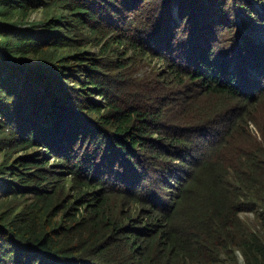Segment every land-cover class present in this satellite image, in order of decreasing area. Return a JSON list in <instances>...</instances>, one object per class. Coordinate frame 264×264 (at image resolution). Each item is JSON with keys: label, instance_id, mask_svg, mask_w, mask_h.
<instances>
[{"label": "trees", "instance_id": "obj_1", "mask_svg": "<svg viewBox=\"0 0 264 264\" xmlns=\"http://www.w3.org/2000/svg\"><path fill=\"white\" fill-rule=\"evenodd\" d=\"M253 1L0 0V264H264Z\"/></svg>", "mask_w": 264, "mask_h": 264}, {"label": "rangeland", "instance_id": "obj_2", "mask_svg": "<svg viewBox=\"0 0 264 264\" xmlns=\"http://www.w3.org/2000/svg\"><path fill=\"white\" fill-rule=\"evenodd\" d=\"M248 2L251 3L253 10H257L258 7H260L259 3L256 1L248 0ZM175 9L173 10L174 14L177 11V9L176 10ZM176 15H177V12H176ZM240 16L242 18L237 19L236 24H235V27L237 28V30H239V32L241 33L248 34L250 37H253L256 41L264 40V32H262L260 27L256 26V28H253L254 25L260 24L258 22L253 21V17L255 16V14L252 12L251 15L248 16L240 12L239 17ZM40 19H42L41 14L34 13L31 15V20L38 21ZM243 26L246 27L247 29H244ZM250 129L253 131L252 126L250 127ZM262 212L263 211L261 208H256L249 212L241 213L240 218L252 232L257 234L258 236H261L262 239L264 240V228H263L264 224L260 223L259 221V216L262 214ZM234 255L236 257V261L238 264H244L242 260V256L239 251L235 250Z\"/></svg>", "mask_w": 264, "mask_h": 264}, {"label": "water", "instance_id": "obj_3", "mask_svg": "<svg viewBox=\"0 0 264 264\" xmlns=\"http://www.w3.org/2000/svg\"><path fill=\"white\" fill-rule=\"evenodd\" d=\"M176 15V14H175ZM177 16V15H176Z\"/></svg>", "mask_w": 264, "mask_h": 264}]
</instances>
